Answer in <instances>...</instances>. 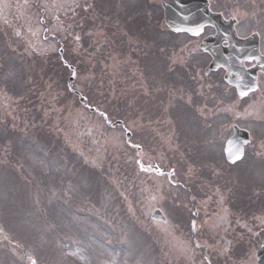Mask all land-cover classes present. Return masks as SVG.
I'll return each mask as SVG.
<instances>
[{
	"label": "rangeland",
	"instance_id": "374dc122",
	"mask_svg": "<svg viewBox=\"0 0 264 264\" xmlns=\"http://www.w3.org/2000/svg\"><path fill=\"white\" fill-rule=\"evenodd\" d=\"M111 2H117L114 14L108 11ZM146 2L0 0V172L6 176L0 178V264L2 253L9 257L3 263L10 264H182L178 237L151 221L153 211L165 206L169 188L162 181L158 188L151 181L155 175L150 179L136 166L126 136L149 133V142L168 157H188L187 146L195 155V123L178 107L182 102L204 113L196 91L203 73L183 38L166 35L161 2ZM41 10L51 26L46 35ZM145 27L156 32L153 38ZM44 70L49 79L39 88L52 85L49 102L43 99L50 87L42 88L43 97L31 90ZM176 76V87L167 85ZM70 89L89 107H81ZM30 96L36 101L29 102ZM225 98H219L221 105ZM45 105L51 107L48 114L40 113ZM117 122L123 126L112 127ZM90 129L93 136H87ZM153 157L149 169L172 171L170 158ZM133 166L138 171L129 178L122 171ZM134 185L135 195L129 189ZM175 187L174 196L188 197ZM207 202L201 194L200 203ZM130 204L139 218L131 216ZM210 205L216 218L220 207ZM244 251L255 253L252 247Z\"/></svg>",
	"mask_w": 264,
	"mask_h": 264
},
{
	"label": "flooded vegetation",
	"instance_id": "af4514ba",
	"mask_svg": "<svg viewBox=\"0 0 264 264\" xmlns=\"http://www.w3.org/2000/svg\"><path fill=\"white\" fill-rule=\"evenodd\" d=\"M208 1L211 11L228 22L225 29L230 33L229 41L242 42L243 49L238 54H244L241 62L246 77L239 91L238 86L226 82L228 73L224 69L210 70L213 56L203 51L202 46L208 40L214 44L221 41L216 27L205 28L197 37L182 35L185 49L186 45L191 49L188 55L195 58L196 67L203 73V83H198L196 91L204 113L196 116L201 140L209 144V157L186 159L180 171L174 172L181 179L193 178L194 185L189 188L188 197L180 196L177 223L163 226L165 232L178 237L182 264H258L256 251H244L245 234L256 233L254 224L244 222V179H264V0ZM222 48H230V43L223 42ZM250 86L256 90L247 94ZM221 96L227 97L226 105H221ZM236 129L240 130L241 139L229 159L226 145ZM132 141L135 157H152L156 149H163L149 144L138 147L137 139ZM166 153L163 150L161 155ZM237 154L239 159H235ZM3 160L0 157V163ZM192 162L195 172L190 174L187 170ZM201 194L208 195L206 205L200 203ZM211 203L220 207L216 218L211 217L215 213ZM252 207L264 210V203H254Z\"/></svg>",
	"mask_w": 264,
	"mask_h": 264
},
{
	"label": "water",
	"instance_id": "95a60500",
	"mask_svg": "<svg viewBox=\"0 0 264 264\" xmlns=\"http://www.w3.org/2000/svg\"><path fill=\"white\" fill-rule=\"evenodd\" d=\"M165 9L166 22L169 29L176 33H190L197 35L202 32L206 26H224L225 22L216 15H213L209 9V3L206 0H162ZM225 34L224 30H221ZM221 59V58H220ZM222 61L228 62L227 60ZM219 61V60H218ZM220 62V61H219ZM217 63V60H216ZM223 66H225L223 64ZM229 66L235 70L239 69V65L230 64ZM231 141L229 147L234 144ZM154 220H162L161 212H156L153 216ZM259 260L264 264V245L259 253Z\"/></svg>",
	"mask_w": 264,
	"mask_h": 264
},
{
	"label": "snow or ice",
	"instance_id": "6c2138e0",
	"mask_svg": "<svg viewBox=\"0 0 264 264\" xmlns=\"http://www.w3.org/2000/svg\"><path fill=\"white\" fill-rule=\"evenodd\" d=\"M235 159H239V154L236 155Z\"/></svg>",
	"mask_w": 264,
	"mask_h": 264
},
{
	"label": "trees",
	"instance_id": "16d2710c",
	"mask_svg": "<svg viewBox=\"0 0 264 264\" xmlns=\"http://www.w3.org/2000/svg\"><path fill=\"white\" fill-rule=\"evenodd\" d=\"M110 98H113V95H110Z\"/></svg>",
	"mask_w": 264,
	"mask_h": 264
}]
</instances>
